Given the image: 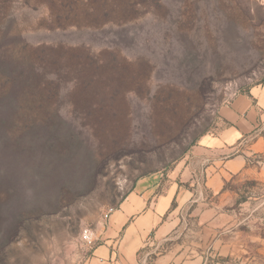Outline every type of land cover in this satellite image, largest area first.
I'll use <instances>...</instances> for the list:
<instances>
[{
	"label": "rangeland",
	"instance_id": "obj_1",
	"mask_svg": "<svg viewBox=\"0 0 264 264\" xmlns=\"http://www.w3.org/2000/svg\"><path fill=\"white\" fill-rule=\"evenodd\" d=\"M11 80L29 86L10 106L26 147L0 176V264H87L83 229L98 244L137 180L212 172L218 153L197 147L264 84V0H0V89ZM237 157L221 191L203 183L226 243L208 264H264V120Z\"/></svg>",
	"mask_w": 264,
	"mask_h": 264
},
{
	"label": "crops",
	"instance_id": "obj_2",
	"mask_svg": "<svg viewBox=\"0 0 264 264\" xmlns=\"http://www.w3.org/2000/svg\"><path fill=\"white\" fill-rule=\"evenodd\" d=\"M222 116L230 126L219 135L205 137L196 151L218 153L211 162L212 172L204 178L186 162L180 173L137 180L103 229L97 228L99 242L87 264H208L206 247L213 244L216 254L220 251L226 244L219 235L222 217L201 202L203 183L219 192L234 174L245 169L243 157L225 160V156L264 120V84L237 96L222 109ZM229 197L226 193L222 199ZM192 207L200 220L182 221Z\"/></svg>",
	"mask_w": 264,
	"mask_h": 264
},
{
	"label": "trees",
	"instance_id": "obj_3",
	"mask_svg": "<svg viewBox=\"0 0 264 264\" xmlns=\"http://www.w3.org/2000/svg\"><path fill=\"white\" fill-rule=\"evenodd\" d=\"M10 83V87L3 86V88L0 89V94L7 96V100H10L9 106L6 105L5 108H3L4 111L9 112L5 116L0 117V176L2 177L11 172L14 166L13 163L18 164L21 162L20 160L23 157L26 147L24 146L25 137L23 132L20 131L15 134L10 127V110H12L10 106H14L16 103V99L14 98L15 94H20L18 91L27 93L28 90L26 89L29 88V86L28 84L24 85V87L17 85L15 80H11Z\"/></svg>",
	"mask_w": 264,
	"mask_h": 264
},
{
	"label": "built area",
	"instance_id": "obj_4",
	"mask_svg": "<svg viewBox=\"0 0 264 264\" xmlns=\"http://www.w3.org/2000/svg\"><path fill=\"white\" fill-rule=\"evenodd\" d=\"M113 212L114 209L109 210L108 212H106L104 218L108 220ZM82 240L87 246L93 248L97 243V239L95 238L93 229L89 227L84 228L82 231Z\"/></svg>",
	"mask_w": 264,
	"mask_h": 264
}]
</instances>
